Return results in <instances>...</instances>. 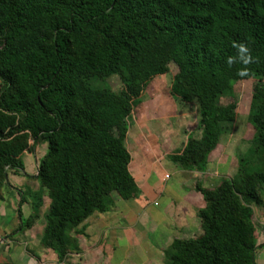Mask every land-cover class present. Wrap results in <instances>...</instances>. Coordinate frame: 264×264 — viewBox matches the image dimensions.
I'll return each instance as SVG.
<instances>
[{
    "label": "trees",
    "instance_id": "trees-1",
    "mask_svg": "<svg viewBox=\"0 0 264 264\" xmlns=\"http://www.w3.org/2000/svg\"><path fill=\"white\" fill-rule=\"evenodd\" d=\"M169 73L171 95L199 108L200 138L187 137L168 158L180 169L205 170L220 123L236 121L235 106L220 104L236 83L253 82L246 122L255 133L236 155L233 177L195 186L204 202L201 233L172 240L166 263L256 264L264 0H0V176L22 170L21 155L45 143L37 180L50 200L41 245L59 262L77 251L69 233L109 211L112 194L137 197L129 122L148 83ZM111 77L118 91L98 85Z\"/></svg>",
    "mask_w": 264,
    "mask_h": 264
},
{
    "label": "crops",
    "instance_id": "crops-1",
    "mask_svg": "<svg viewBox=\"0 0 264 264\" xmlns=\"http://www.w3.org/2000/svg\"><path fill=\"white\" fill-rule=\"evenodd\" d=\"M144 92L143 97L149 93V99L134 109L126 138L131 157L129 172L138 188L137 197L121 200L112 194L114 206L109 211L92 214L69 233L77 251L59 262L51 250L41 245L50 199L37 180V165L46 148L38 144L34 151L21 155L22 170L6 168L0 176V264H123L126 259L139 264H167L165 251L172 240L193 238L200 225L198 212L204 208L195 186L211 189L221 177L229 176L221 171L223 165L212 170V154L203 172L182 170L171 163L169 156L182 149L187 137L197 131L187 112L193 102L177 106L179 99L168 88V93L153 87ZM144 103L147 111L160 120L159 125L154 126L157 120L144 114ZM174 110L180 113L179 119L174 120L170 114ZM174 128L178 131L175 136ZM181 130L185 131V141L179 138ZM176 142L181 146H175ZM168 160L171 168L166 165ZM253 220L257 242L263 245L261 254L256 253V264H264V204L254 208ZM147 233L152 241H147Z\"/></svg>",
    "mask_w": 264,
    "mask_h": 264
},
{
    "label": "rangeland",
    "instance_id": "rangeland-1",
    "mask_svg": "<svg viewBox=\"0 0 264 264\" xmlns=\"http://www.w3.org/2000/svg\"><path fill=\"white\" fill-rule=\"evenodd\" d=\"M252 81H245V82H239L236 83L234 85H232V91L230 94H227L225 96H222L220 99V104L224 107H230L232 105L235 106L234 109V113L237 115L236 116V121L235 123L231 122V121H225V122H221L220 123V127H221V132H220V136H219V141L218 144L216 145L215 149L209 151L206 155V166L208 165V159H209V155H213L211 159H213V162L211 163V168L213 171H216L218 166L223 165L224 167H222L221 171L224 172V174H226V176H229V178L233 177L236 174V168H237V160H236V155L239 153H242L246 147L249 146V142L250 140L253 138V135L255 133V130L253 128H251V125H247L246 122V116L248 113V109H249V102H250V93H251V87H252ZM98 85L101 87H109L111 88L113 91H118L120 89V80L118 79V77H111L105 81H100L98 82ZM170 86H171V75L170 73L164 76H160V77H156L154 78V81H150L148 83V85L146 86L145 90L148 88L153 87L154 90H156L157 92H167V88L170 90ZM165 88V89H164ZM143 95H145V92L143 93ZM142 95V97H143ZM163 95V94H162ZM161 95V96H162ZM149 93L142 98V100L140 99V102L143 100H148L149 99ZM165 96L166 99H170V97L168 96V94L163 95ZM155 98V97H154ZM166 99H162L163 101ZM151 100V99H150ZM146 103L147 105H149L151 102V104H153L154 99L150 102ZM161 101V103H163ZM169 101V100H168ZM179 101V100H178ZM180 102V101H179ZM193 103L189 106V108H187V112L191 113V115L189 114L188 117H190V124H192L195 128H197V131L195 132V135H192L194 138L199 139L200 135H201V131L198 130V121H199V115H198V105L196 103V101H192ZM144 103V108H145V112L144 114L147 115V117H150L151 119L157 120V118L155 117V115H151L150 112L147 111V107L146 104ZM183 102L181 101L180 103H177L176 105H182ZM138 107V106H137ZM135 107V109L137 108ZM173 109V107H172ZM175 112L170 113L173 117L174 120L179 119L180 117V113L176 112V110H174ZM181 112V111H180ZM135 113H137V110H135ZM165 113V111H164ZM164 117H166V113L164 115ZM162 121L164 122L165 119H162ZM155 122V121H154ZM160 120H157V123H154V126H157L155 124H160L159 123ZM130 125L132 123V121L130 120ZM136 125V124H135ZM165 125V124H163ZM134 127V126H133ZM131 127V128H133ZM185 129V128H183ZM130 130V129H128ZM174 132V136L176 134L175 128L173 129ZM185 131L181 130L180 136L179 138L181 139V141H185L184 139L185 137ZM133 139V138H132ZM45 144V143H43ZM46 146V145H45ZM175 146H181L179 142H176ZM37 147V145H36ZM37 149V148H35ZM46 150V148H45ZM44 150V152H45ZM130 152L132 153V151L130 150ZM228 158V159H227ZM172 163V162H171ZM171 163L169 162V160L166 162V165H168L171 168ZM171 173V171H169V174ZM222 178V177H221ZM220 178V179H221ZM200 222V220H199ZM129 224V223H128ZM200 228V230H199ZM201 231V227L200 225H198V228L193 232V234L191 235L192 237H196L197 234ZM147 236H149V238L147 239V241H152V238L150 235H148V233L146 234ZM261 249H259V253L261 254ZM123 264H139V263H132L131 259H126V261Z\"/></svg>",
    "mask_w": 264,
    "mask_h": 264
},
{
    "label": "clouds",
    "instance_id": "clouds-1",
    "mask_svg": "<svg viewBox=\"0 0 264 264\" xmlns=\"http://www.w3.org/2000/svg\"><path fill=\"white\" fill-rule=\"evenodd\" d=\"M245 62H247V61H245Z\"/></svg>",
    "mask_w": 264,
    "mask_h": 264
}]
</instances>
